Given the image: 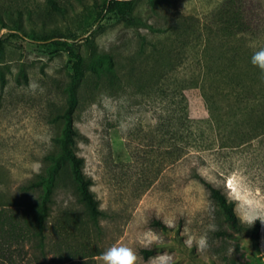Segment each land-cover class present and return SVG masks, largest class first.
Returning a JSON list of instances; mask_svg holds the SVG:
<instances>
[{
    "label": "rangeland",
    "instance_id": "rangeland-1",
    "mask_svg": "<svg viewBox=\"0 0 264 264\" xmlns=\"http://www.w3.org/2000/svg\"><path fill=\"white\" fill-rule=\"evenodd\" d=\"M56 1L61 10L52 0H0V206L36 213L44 188L29 185L59 152L76 58L39 38L58 32L75 35L84 58L77 152L101 214L91 216L60 161L45 237L26 243L32 258L22 264H100L112 245L132 247L138 264L163 253L172 264H264V225L259 247L250 235L221 234L225 215L198 178L236 213L251 192L264 196V77L250 63L264 47V0H135L132 21L120 3L100 17L104 0ZM204 65L209 101L196 86ZM209 224L206 251L185 245L186 226L199 235ZM148 230L161 248L145 257L137 236Z\"/></svg>",
    "mask_w": 264,
    "mask_h": 264
},
{
    "label": "trees",
    "instance_id": "trees-1",
    "mask_svg": "<svg viewBox=\"0 0 264 264\" xmlns=\"http://www.w3.org/2000/svg\"><path fill=\"white\" fill-rule=\"evenodd\" d=\"M135 0H104L103 9L100 17L109 8L116 4H121L125 8L124 19L132 21V10ZM52 4L56 9L61 10L56 0H52ZM234 20H228V27L236 24ZM244 24L239 30H244ZM39 38L44 40H52L58 50H67L72 53L76 60L73 65L71 82L68 87V105L61 114L63 118L62 132L55 138L59 145L58 154L51 155L53 163L50 166L49 175H44L40 180L32 182L30 187L43 186L44 193L40 202L39 209L33 213L31 209L23 207H2L0 206V264H22V260H29L26 243L31 242L35 236L45 237L46 223L50 215V202L54 188V179L56 174V166L62 160L68 161L73 177L77 183V189L80 193L82 201L86 204L89 213L95 219L101 214L100 201L92 190L93 178L88 176L84 171L85 157L77 152V145L82 133L75 126V112L79 103V85L84 77V58L77 49V41L75 35L64 37L58 32L47 33ZM86 41L93 46L91 38L87 37ZM95 48V47H94ZM4 49L0 44V58L3 56ZM109 68H114V59L111 56L109 60ZM196 86L201 87L206 99L211 98L209 68L204 65L198 75V83ZM199 180L209 190L211 197L221 207L229 229L221 231V234L228 237H236V233L250 235L256 247L260 245L262 224L257 221L252 227L240 223L237 219L235 210V202L230 201L223 190L213 184L211 181L198 175ZM161 228L168 229V226L156 221ZM160 245L155 244L152 247L143 248L145 257H150L160 250ZM31 264V263H28Z\"/></svg>",
    "mask_w": 264,
    "mask_h": 264
},
{
    "label": "clouds",
    "instance_id": "clouds-1",
    "mask_svg": "<svg viewBox=\"0 0 264 264\" xmlns=\"http://www.w3.org/2000/svg\"><path fill=\"white\" fill-rule=\"evenodd\" d=\"M250 63L264 77V47H259L252 53ZM237 206L239 208L237 219L240 223L252 227L259 221L264 225V196H257L254 192H251L245 201H237ZM172 226L173 222H170L169 227ZM215 230L216 226L209 224L202 234L197 235L186 226L183 233L185 237L184 243L187 247H195L197 252H204L209 248L208 232ZM137 242L142 247L147 248L161 242V237L157 233L148 230L137 236ZM98 259L100 264H138V257L134 249L126 245H112L103 251ZM152 261L153 264H172V256L168 253L158 254L152 258Z\"/></svg>",
    "mask_w": 264,
    "mask_h": 264
}]
</instances>
